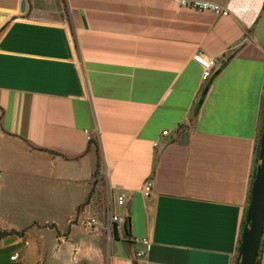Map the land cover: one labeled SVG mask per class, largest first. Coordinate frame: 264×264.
Wrapping results in <instances>:
<instances>
[{
	"label": "crops",
	"instance_id": "0c3cea01",
	"mask_svg": "<svg viewBox=\"0 0 264 264\" xmlns=\"http://www.w3.org/2000/svg\"><path fill=\"white\" fill-rule=\"evenodd\" d=\"M190 1L227 11L0 0V232L20 234L0 239V264L238 263L264 127V0ZM196 52L219 59L206 83ZM108 192L127 195L111 242L84 225Z\"/></svg>",
	"mask_w": 264,
	"mask_h": 264
},
{
	"label": "built area",
	"instance_id": "2783aa9c",
	"mask_svg": "<svg viewBox=\"0 0 264 264\" xmlns=\"http://www.w3.org/2000/svg\"><path fill=\"white\" fill-rule=\"evenodd\" d=\"M176 3L182 8H189L199 12L212 11L217 14H222L227 9L219 4L206 1H190V0H175ZM193 60L201 66L203 69V82H208L214 70L219 64L218 58H210L204 56L201 52H196L193 55ZM170 132L164 131L162 133L163 137H169ZM159 146V141L154 143V147ZM114 187L111 188V191H114ZM153 192V181L147 179L142 188L141 193L145 198H149ZM127 204V195L125 193H120L115 195L114 192H108L103 199V208L101 212L97 208L89 204L86 206L84 213L86 218L84 220V225L87 229L94 233H102L107 238L108 242H111L119 237L120 226L122 223H125L127 220L123 216L117 214L116 209L124 207ZM142 243L150 249L151 242L148 239H143ZM148 251H143L138 253L139 258H144L147 256ZM20 257L19 253H16L12 260L16 261Z\"/></svg>",
	"mask_w": 264,
	"mask_h": 264
},
{
	"label": "water",
	"instance_id": "95a60500",
	"mask_svg": "<svg viewBox=\"0 0 264 264\" xmlns=\"http://www.w3.org/2000/svg\"><path fill=\"white\" fill-rule=\"evenodd\" d=\"M23 0L21 11H26ZM84 25H86L83 17ZM264 238V127L258 157L256 177L253 182L250 205L237 264H257ZM14 241V240H10Z\"/></svg>",
	"mask_w": 264,
	"mask_h": 264
},
{
	"label": "trees",
	"instance_id": "16d2710c",
	"mask_svg": "<svg viewBox=\"0 0 264 264\" xmlns=\"http://www.w3.org/2000/svg\"><path fill=\"white\" fill-rule=\"evenodd\" d=\"M92 144L96 147L97 151H99V144L97 143V141H92ZM260 144H261V140L259 142V146H258V150H257V155L259 156V151H260ZM256 172H257V169H255V174H254V180H255V177H256ZM253 180V182H254ZM126 229H127V233H128V230H129V226H126ZM14 235H20L19 233L17 234V232H0V239L2 238H7V237H12ZM119 237L117 236L116 239H118ZM262 255V248L260 249V255H259V259H258V262L257 264H259V261H260V257Z\"/></svg>",
	"mask_w": 264,
	"mask_h": 264
},
{
	"label": "rangeland",
	"instance_id": "374dc122",
	"mask_svg": "<svg viewBox=\"0 0 264 264\" xmlns=\"http://www.w3.org/2000/svg\"><path fill=\"white\" fill-rule=\"evenodd\" d=\"M107 264V263H106Z\"/></svg>",
	"mask_w": 264,
	"mask_h": 264
}]
</instances>
